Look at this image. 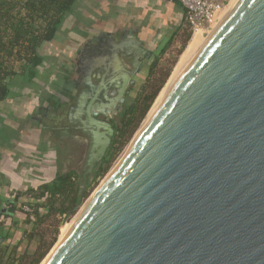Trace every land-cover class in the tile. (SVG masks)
Listing matches in <instances>:
<instances>
[{
  "label": "water",
  "instance_id": "obj_1",
  "mask_svg": "<svg viewBox=\"0 0 264 264\" xmlns=\"http://www.w3.org/2000/svg\"><path fill=\"white\" fill-rule=\"evenodd\" d=\"M106 39L78 59L69 117L89 145L67 215L111 142L100 116L152 56ZM41 264H264V0L234 1Z\"/></svg>",
  "mask_w": 264,
  "mask_h": 264
},
{
  "label": "crops",
  "instance_id": "obj_2",
  "mask_svg": "<svg viewBox=\"0 0 264 264\" xmlns=\"http://www.w3.org/2000/svg\"><path fill=\"white\" fill-rule=\"evenodd\" d=\"M79 11L81 15L68 16L55 38L40 50L43 59L35 76L29 79L19 72L0 100V213L9 207L10 191H25L50 182L59 173L77 172L71 163L81 148L84 159L86 138L50 128L48 115L69 93V67L89 35L105 32L117 40L121 33H130L153 57L179 26L178 34L184 32V9L172 0H83ZM80 161L79 157L77 165ZM10 213L19 221L15 234L21 235L24 216L15 210Z\"/></svg>",
  "mask_w": 264,
  "mask_h": 264
},
{
  "label": "trees",
  "instance_id": "obj_3",
  "mask_svg": "<svg viewBox=\"0 0 264 264\" xmlns=\"http://www.w3.org/2000/svg\"><path fill=\"white\" fill-rule=\"evenodd\" d=\"M81 6H83V0H0V100L7 96L9 82L19 72L29 79L35 76V70L43 59L40 50L55 38L68 16L76 12L80 13ZM181 29L179 26L169 41L153 56L148 66V75L154 72L159 58L164 55L174 36L179 35L178 32ZM184 31L187 30L184 29ZM189 36L187 32L184 42ZM15 64L18 65L15 66ZM162 82L163 79L147 94L143 86L131 103L118 113V121L113 122L112 126L114 132L111 146L89 177L87 188H90L107 170L113 154L118 149L115 144L124 136L130 135L138 126ZM79 189L78 172L68 171L57 174L50 182L35 188L20 192L13 191L14 198H9L7 202L9 207H4L3 213H0L5 217V221L0 223L1 231H3L0 234L3 236L0 244V264H15L14 261L7 262L12 254L15 256L20 254L19 261H21L27 254L29 242L32 240L25 235L26 229L21 235L15 234V230L19 228L17 225L19 221L13 219L9 209L20 212L24 216V224L34 229L52 215L64 214L71 209L79 200ZM11 194L9 193V197ZM22 204L30 206L32 212L22 211ZM23 244H25L24 248L19 251ZM48 246L49 244L43 248L44 246L38 242L29 264H38Z\"/></svg>",
  "mask_w": 264,
  "mask_h": 264
},
{
  "label": "rangeland",
  "instance_id": "obj_4",
  "mask_svg": "<svg viewBox=\"0 0 264 264\" xmlns=\"http://www.w3.org/2000/svg\"><path fill=\"white\" fill-rule=\"evenodd\" d=\"M230 0L226 1V4H228ZM231 2V1H230ZM230 4V3H229ZM229 4L227 5V8L229 7ZM225 8V10L227 9ZM224 10V11H225ZM224 11L222 12L221 15H223ZM221 16L219 17V19ZM218 21H216L217 23ZM211 28H204L201 30L196 31L195 33L200 34L201 37H204V41L206 40V37L209 35V32L211 31ZM209 31V32H208ZM188 31L181 32L177 37L175 38V41L170 45V47L166 50L163 56H161L154 68V72L148 75V66H150L153 57L149 58L147 63L143 65V68L141 72L136 76V82L126 97L125 103L121 107V111L125 109V107L131 103V101L135 98L136 94L139 93V91L144 87V92L147 94L150 91H152L160 82V80L163 79V82L161 83L160 89L157 92V95L155 96L154 100L152 101L149 109L147 110L145 116L142 118L138 126L133 130V132L130 135L124 136L122 139H119L118 143L115 144V147H118V149L115 151L113 154L112 160L107 168V170L104 172V174L99 177L96 182L90 187L87 188L86 191L83 194L82 202L81 204L75 208L69 215L68 212L76 205H74L71 209H69L66 213L64 214H54L51 217H49L47 220L44 222L38 224L34 229H31L29 225H27L24 230H25V235L30 237L32 240L29 242V249L27 250V254L22 258L21 261H19V255H10L9 260L7 261L12 262L14 261L15 264H29L30 261L32 260L31 255L36 249V244L39 242L43 248H45L48 244L49 246L47 247L45 251V255L42 257L40 262L38 264H41L46 256L50 253V251L54 248L56 243L60 240V236L62 235V230L63 227L67 224L70 223L75 216L77 215L79 209L87 202V200L90 198L92 193L95 191L97 186L101 183V181L104 179V177L107 175V173L110 171V169L113 167L117 159L125 152L129 144L131 143V140L133 137L136 135L137 131L140 129L141 125L145 121L148 113L150 112V109L153 107L154 103L157 100V97L159 96V93L161 90L165 87L167 82L169 81L170 77L172 76V73L174 71V68L179 60L180 54L183 52L185 47L187 46L190 38L192 37L191 33L189 32L190 36L186 41L184 42V39L186 37V33ZM203 43V42H202ZM201 43V44H202ZM18 64H15L17 66ZM120 111V112H121ZM113 121L117 122L118 121V114L113 116ZM80 157V162L77 165L78 158ZM83 150L81 148L79 154H74V158L72 159L71 165L73 167L78 168L77 172H79L80 167L82 166L83 163ZM69 166V165H68ZM75 170V169H74ZM91 177V176H90ZM62 229V230H61ZM26 244V241H25ZM19 248V251H22V248H24V245Z\"/></svg>",
  "mask_w": 264,
  "mask_h": 264
},
{
  "label": "flooded vegetation",
  "instance_id": "obj_5",
  "mask_svg": "<svg viewBox=\"0 0 264 264\" xmlns=\"http://www.w3.org/2000/svg\"><path fill=\"white\" fill-rule=\"evenodd\" d=\"M123 33H126V32H123ZM123 33H121V37H122ZM128 34H130V33H128ZM107 35L110 36L111 38H113V40L115 39L112 34L105 33V32H99L96 34L93 33L87 37V40L84 43L83 50L85 49L88 51H87L86 55L83 56L84 61L86 60V56L89 55L90 58H94L96 55L98 56V55L102 54V52H103V50L101 49L102 47L110 46V42H107V39H106ZM98 48L100 50H98ZM80 54H81V50L77 53L76 57L73 59V62L71 63V65L69 67V71H68L69 77L66 80L67 91H69V93H67V95H65L63 99H59L57 106L55 108V112L53 114L48 115V117H50V119H51L50 128L57 129L58 132H66V133L72 132V133H75L77 135H83L86 138L87 145H89V140L87 138V135L79 129V124L77 122H74L73 120H71L69 117L70 107L75 103L76 97L79 94V92L82 89H86V90L89 89V85L85 82V79L79 78V71L81 69H83V68H81L83 66V64L81 65V63L78 60ZM145 63H147V60H145V62L141 65V70H142L143 65ZM139 73L137 72L133 76H131V78H129V80L133 79V83L130 84V82H127V84L123 87V90H122L119 98H117V97L115 98V96L117 95V89L115 88L113 93H111L109 90L107 92V98L103 99V101L107 105L112 103L114 101V98L116 99V102L112 106V108H109L108 112L105 115L100 116L101 119L103 121L109 123L111 125V127L113 126V122H114L112 119L113 116L117 115L121 111V107L125 103L126 97L128 96V94L132 90V88L136 82V76ZM91 80H92L93 84H97V79L94 76V74L92 75ZM121 85H122V82H119V88L121 87ZM70 92L72 93L71 94L72 96L70 95ZM120 98L123 99L122 102L119 100ZM45 115H47V114L44 113L43 116H45ZM113 132H114V130H113ZM112 137H113V135H112ZM112 137H111V139H112ZM110 146H111V142H110L108 148L106 149L105 154L107 153ZM87 149H88V147H87ZM105 154H104V156H105ZM85 155H86V153H85ZM104 156H103V158H104ZM83 162H84V159H83ZM82 165H83V163H82Z\"/></svg>",
  "mask_w": 264,
  "mask_h": 264
},
{
  "label": "built area",
  "instance_id": "obj_6",
  "mask_svg": "<svg viewBox=\"0 0 264 264\" xmlns=\"http://www.w3.org/2000/svg\"><path fill=\"white\" fill-rule=\"evenodd\" d=\"M184 9V29L188 32L195 33L201 29H212V25L218 20L219 16L226 8L224 0H174ZM9 198L13 199V191ZM22 211L31 213L32 209L27 204L21 205ZM5 221V217L0 215V223Z\"/></svg>",
  "mask_w": 264,
  "mask_h": 264
},
{
  "label": "bare ground",
  "instance_id": "obj_7",
  "mask_svg": "<svg viewBox=\"0 0 264 264\" xmlns=\"http://www.w3.org/2000/svg\"><path fill=\"white\" fill-rule=\"evenodd\" d=\"M231 1V2H230ZM229 2H228V4H229V7L227 8V6H226V10L224 11V13H223V15H220L221 16V18L224 16V14L226 13V11H228V9L230 8V6L234 3V1L235 0H230ZM227 4V5H228ZM222 14V13H221ZM219 16V17H220ZM220 18V19H221ZM219 18H218V20L217 21H219L220 20ZM218 23V22H217ZM216 21H215V23L212 25L213 27H212V29L216 26ZM209 32V31H208ZM211 32V31H210ZM209 32V33H210ZM204 37H201V35L200 34H197V33H195V34H193L192 35V37L190 38V40H189V42H188V44H187V46L185 47V49L183 50V52L180 54V56H179V60H178V62H177V64H176V66H175V68H174V71H173V73H172V76L170 77V79H169V81L167 82V84L165 85V87L161 90V92L159 93V96L157 97V100H156V102L154 103V105H153V107L150 109V112L148 113V115H147V117H146V119H145V121L143 122V124L141 125V127H140V129L137 131V133H136V135L140 132V130L142 129V127L144 126V124L148 121V119L151 117V115L154 113V111L157 109V107L159 106V104L161 103V101L163 100V98L165 97V95L167 94V92L169 91V89L171 88V86L173 85V83L177 80V78L179 77V75L181 74V72L183 71V69L185 68V66L187 65V63L191 60V58L195 55V53L198 51V49L201 47V45L203 44L202 42H204ZM202 43V44H201ZM135 135V136H136ZM134 136V137H135ZM134 137H133V139H134ZM133 139L131 140V143H132V141H133ZM130 143V144H131ZM129 144V145H130ZM129 147V146H128ZM127 147V148H128ZM121 157V156H120ZM119 157V158H120ZM118 158V159H119ZM118 159H117V161H118ZM116 161V162H117ZM116 162H115V164H116ZM114 164V165H115ZM113 165V166H114ZM88 201V200H87ZM86 204V203H85ZM84 204V205H85ZM84 205L79 209V211H78V213H77V215L79 214V212L81 211V209L84 207ZM77 215L75 216V218L77 217ZM74 218V219H75ZM74 219L70 222V223H67L64 227H63V230L61 231L62 232V235L60 236V240L62 239V237L65 235V233L68 231V229H69V227L71 226V224L73 223V221H74Z\"/></svg>",
  "mask_w": 264,
  "mask_h": 264
}]
</instances>
